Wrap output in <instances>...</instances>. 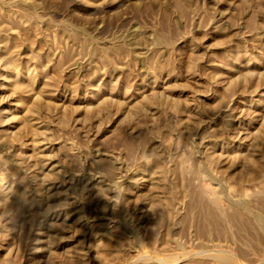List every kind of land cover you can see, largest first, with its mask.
I'll return each mask as SVG.
<instances>
[{
  "label": "rangeland",
  "instance_id": "rangeland-1",
  "mask_svg": "<svg viewBox=\"0 0 264 264\" xmlns=\"http://www.w3.org/2000/svg\"><path fill=\"white\" fill-rule=\"evenodd\" d=\"M0 264H264V0H0Z\"/></svg>",
  "mask_w": 264,
  "mask_h": 264
},
{
  "label": "bare ground",
  "instance_id": "bare-ground-1",
  "mask_svg": "<svg viewBox=\"0 0 264 264\" xmlns=\"http://www.w3.org/2000/svg\"><path fill=\"white\" fill-rule=\"evenodd\" d=\"M219 260H220V261H223V260H225V262H226V259H225V257H223V258H222V257H219Z\"/></svg>",
  "mask_w": 264,
  "mask_h": 264
}]
</instances>
